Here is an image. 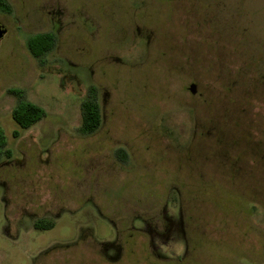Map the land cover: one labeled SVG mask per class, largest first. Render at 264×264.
<instances>
[{"label": "rangeland", "instance_id": "rangeland-1", "mask_svg": "<svg viewBox=\"0 0 264 264\" xmlns=\"http://www.w3.org/2000/svg\"><path fill=\"white\" fill-rule=\"evenodd\" d=\"M7 1L0 264H264V0ZM15 91L46 111L28 128ZM176 204L187 240L166 232Z\"/></svg>", "mask_w": 264, "mask_h": 264}, {"label": "trees", "instance_id": "trees-1", "mask_svg": "<svg viewBox=\"0 0 264 264\" xmlns=\"http://www.w3.org/2000/svg\"><path fill=\"white\" fill-rule=\"evenodd\" d=\"M0 10L9 12L10 5L7 0H0ZM54 45V36L50 32H43L30 35L27 39V47L31 54L36 58H42L44 54L49 51ZM19 94V99L16 105L11 110V115L14 121L21 128H28L39 121L46 115L43 107L23 99L21 92L15 91ZM81 124L79 131L82 134H90L94 132L100 124V110L95 96L91 91L87 97L81 102ZM6 145V137L3 129L0 126V149ZM118 157L122 161H126V153L124 150H118Z\"/></svg>", "mask_w": 264, "mask_h": 264}, {"label": "flooded vegetation", "instance_id": "flooded-vegetation-1", "mask_svg": "<svg viewBox=\"0 0 264 264\" xmlns=\"http://www.w3.org/2000/svg\"><path fill=\"white\" fill-rule=\"evenodd\" d=\"M87 18H88V20L90 22L91 21V16H88ZM53 36L55 37L54 33H53ZM193 84L195 85V83H193ZM188 89H189V87H188ZM195 89H196V85H195ZM119 149H122V148H118L116 150V157H117V159L119 161L125 162V161H122L121 159H119V157H118V154L117 153H118V150ZM41 207H42V205H41ZM175 207H176L175 208L176 209V213L174 214V217L173 218H171L172 217V214H170V213H169V215L166 214L165 217H164V221L167 223L166 224V227H165L166 228V232H168V235H169L171 232H174V231L178 230V231H180L181 238L182 239L183 238L186 239L185 238V234H184L185 233V227L186 226H184V222H183V216H182L183 211H182L181 205L176 204ZM33 216H34V219L32 221V227L33 228H53L55 226V224H56V221L55 220H57V214H55L52 211L51 208L50 209L49 208L45 209L44 210V213H42V214H32V215H28L29 218H31ZM43 217H49V218L55 219V220L54 221H51V223H48L47 225H42V224L39 223V221H41ZM121 220L123 221L122 217H121ZM134 220L137 221V222L135 221L137 223V225L134 224ZM142 222L143 221L138 216H135L132 219V225L129 228L140 229L142 227ZM115 228H128V226H120V225L117 226V225H115ZM122 230H121V232H122ZM117 239H118V237H117ZM117 239H116V241H117ZM116 241L113 242L112 245L116 244ZM150 244H152V242H150Z\"/></svg>", "mask_w": 264, "mask_h": 264}, {"label": "water", "instance_id": "water-1", "mask_svg": "<svg viewBox=\"0 0 264 264\" xmlns=\"http://www.w3.org/2000/svg\"><path fill=\"white\" fill-rule=\"evenodd\" d=\"M6 27L4 26V24L0 21V41L2 39V37L5 35L6 33ZM189 91L194 94L196 92V89H195V85L193 83H191L189 85Z\"/></svg>", "mask_w": 264, "mask_h": 264}]
</instances>
